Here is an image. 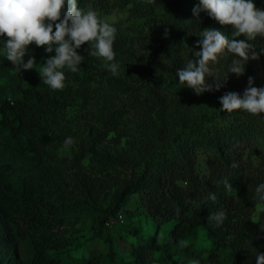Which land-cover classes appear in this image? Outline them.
I'll return each mask as SVG.
<instances>
[{
	"label": "trees",
	"instance_id": "16d2710c",
	"mask_svg": "<svg viewBox=\"0 0 264 264\" xmlns=\"http://www.w3.org/2000/svg\"><path fill=\"white\" fill-rule=\"evenodd\" d=\"M121 1L131 3L135 14H143L150 11L153 0ZM253 3L259 7L264 0H253ZM197 5L200 0H174L169 24L175 30L186 32L197 31L214 21L205 10L197 19L192 12ZM6 39V36L0 37V66L17 72L16 87L22 96L16 105L3 99L0 126L19 145L21 153H30L37 159L38 174L14 160L13 155L0 157V264H103V258L112 262L115 250L109 232L117 225L109 229L105 222L119 213L132 194L138 196L137 208L156 222V230L172 222L167 243H160L155 231L149 239L139 238L131 245L134 264H170L174 256L172 248L175 255L177 250H185L190 261L185 264H218V250L222 247H229L225 264H257L256 256L264 253V208L256 229L248 234L245 227L259 200L255 189L264 183V135L260 140L259 133L256 136L253 118L244 123L240 113L225 112L217 122L202 118L191 127L183 125L182 130L164 132L157 128L139 98H122L117 88L111 87L110 97L100 95L96 101L98 117L104 129L121 131L126 136V145L115 148V154L99 151L101 133L93 126L88 127L81 139L72 137L77 142L72 161L88 160L99 175L91 181L78 182L76 195L55 199L48 193L52 183L46 174V156L51 146L64 147L65 138L71 137L70 133L57 131L56 115L70 99L88 96L95 89L81 83L74 90L70 79L65 77L63 89L52 90L40 75L31 70L20 71L6 59L3 47ZM45 52L44 47L33 43L23 60L26 63L30 57L38 58ZM153 85L158 95L167 87L160 79H155ZM124 87L121 93L132 94L137 90L133 83ZM200 147L207 152L210 162L206 176L197 169ZM246 149L247 156L251 157L253 152L260 151L258 155L255 153L256 163H250L251 157L248 162L243 159ZM225 180L231 184V190H226ZM104 184L117 190L112 203L98 211L94 226V235L105 244L106 254L93 250L72 256L64 228L78 217V209L92 206L91 201ZM212 194L216 196L215 201L209 198ZM220 210L226 217L222 224L215 226L208 217ZM200 238L208 242L205 252L194 250V243Z\"/></svg>",
	"mask_w": 264,
	"mask_h": 264
},
{
	"label": "rangeland",
	"instance_id": "374dc122",
	"mask_svg": "<svg viewBox=\"0 0 264 264\" xmlns=\"http://www.w3.org/2000/svg\"><path fill=\"white\" fill-rule=\"evenodd\" d=\"M174 0H153L150 1V11L143 14L132 12V4H124L121 0H81L77 4L78 9L87 10L91 5L98 17L111 24L115 29V40L113 50L115 59L112 62L104 61L102 58L89 57L87 49L91 44L87 43L77 49V53L85 57L81 65L78 66L77 72H71L67 67L62 69L67 79L73 85L74 90L80 88V84L86 85L95 90L88 96L85 94L70 99L66 105L61 106L56 119L58 132H67L71 137L81 139L89 126L99 132L98 150L101 152L111 151L115 154L117 149L125 146L126 136L121 131H109L101 127V121L98 117L97 99L99 96L110 97L111 87H115L122 98L137 97L141 103L150 111L157 128L162 131L175 132L185 127L193 126L194 122L202 118H211L213 121H220L224 111H220L222 105L219 98L224 91L236 92L243 96L248 86V78H253V86L264 88V54L259 56L258 60H249L244 66V73L239 77L234 73H228V68L234 58V54L225 50L219 57L218 61L210 62L209 67L215 73L217 80L227 77V81L221 82L222 87L216 91L205 92L197 95L194 91L178 83L176 71L183 68L189 59L195 60V52L200 49L196 47V41L201 39L200 31L205 28H214L223 32L229 38H232L234 31L231 25H221L214 20L206 24L197 31H178L169 24V13ZM258 8L264 9V4ZM64 10L61 16L63 18ZM237 40H245L252 43L256 51L264 48V37H257L253 41H247L243 35L236 37ZM55 53H43L40 57L35 58L36 64L31 73L40 75L39 70L43 67V62L49 56ZM118 63L119 70L117 75H113L107 64ZM155 79L162 80L166 84L162 95L157 94V89L153 85ZM118 81V83L115 82ZM112 81V83H110ZM140 81H142L140 83ZM19 82L18 74L15 70H5L0 66V105L3 99L17 104L22 96L19 88L16 87ZM147 84H143V83ZM123 83V84H121ZM133 83L135 92H120L126 89L124 86ZM206 83L212 84L215 88L214 77H207ZM119 86H116L118 85ZM122 87V88H121ZM222 93V94H221ZM241 115V120L249 122L253 118V125L256 126V136L259 133V140L264 135V113L252 115L243 110H236L233 114ZM10 117L13 113H9ZM1 117V114H0ZM79 141V140H78ZM74 147H62L58 145L51 146L49 154L46 156L45 166L46 174L51 178L49 195H54L55 199L59 196L76 195L75 187L78 182L91 181L99 174L94 171L88 160L73 162L72 157ZM258 150V149H255ZM254 151V149H253ZM247 149L244 151L243 159L248 162ZM250 158V163L257 162L256 154ZM206 151L201 147L198 148L197 169L199 174L208 175L209 161H207ZM8 155L14 156L13 159L28 165L33 169L37 176L38 170L35 166L37 159L30 153H21L19 145L15 143L7 131L0 126V157ZM209 162V163H208ZM110 184V183H109ZM101 186L99 192L91 201L92 206L78 209V217L73 218L64 228V235L68 240L70 255L78 256L81 253L89 254L90 251L97 250L101 254H106L105 244L94 235V226L96 217L100 209H104L113 201L116 193L115 186ZM68 200V198H67ZM138 196L132 194L129 196L125 205L119 209L122 214L123 222H118L109 234L113 239L115 255L112 262L103 258V264H134L130 254L131 245L135 244L137 239H149L157 231L158 241L167 243L169 238V229L171 223H165L156 230V222L148 215L137 208ZM94 204L96 207H94ZM77 207V206H76ZM264 208V202L259 200L252 209L251 214L246 220V233L250 234L251 230L256 229ZM81 211V212H80ZM208 249V242L200 238L194 243L196 252H205ZM172 263L185 264L190 263L184 249L175 248ZM219 263L225 264L229 254V247H222L219 250Z\"/></svg>",
	"mask_w": 264,
	"mask_h": 264
},
{
	"label": "clouds",
	"instance_id": "9594fccd",
	"mask_svg": "<svg viewBox=\"0 0 264 264\" xmlns=\"http://www.w3.org/2000/svg\"><path fill=\"white\" fill-rule=\"evenodd\" d=\"M202 10L207 11L219 24L231 25L234 31L232 38L214 28L200 31L201 39L196 41V47L200 50L195 52L196 59H189L183 68L176 71L178 83L192 89L197 95L218 91L222 87L221 82L226 83L227 77L217 80L209 67L210 62H217L225 50L234 54L228 73L238 77L244 73L247 61L258 60L264 54V48L257 52L252 43L236 39L241 35L247 41L264 37V9L258 8L253 0H200V5L192 9L193 15L199 19ZM115 32L116 29L101 20L91 5L87 10L78 9L77 0H0V37H7L3 45L6 59L20 71L31 70L37 65L35 58L30 57L26 63L23 60L29 45L34 43L37 47H44L47 53L54 52L55 55L49 56L38 71L43 83L52 90H62L64 87L65 74L62 69L67 67L71 72L78 71L85 57L79 55L77 49L86 43L91 44L87 49L89 57L114 61ZM107 67L113 75L118 74V63H109ZM207 77H214L215 88L206 83ZM219 100L222 105L220 111L231 113L243 110L252 115L264 113V88L254 87L252 77L248 78L243 96L226 92ZM73 143L72 137H66L63 146L68 148ZM223 183L226 190L232 189L227 180ZM255 193L259 201L264 202V183L256 187ZM209 198L216 200L215 194ZM225 217L226 213L220 210L210 213L208 220L219 226ZM256 262L264 264V253H258Z\"/></svg>",
	"mask_w": 264,
	"mask_h": 264
},
{
	"label": "built area",
	"instance_id": "2783aa9c",
	"mask_svg": "<svg viewBox=\"0 0 264 264\" xmlns=\"http://www.w3.org/2000/svg\"><path fill=\"white\" fill-rule=\"evenodd\" d=\"M118 222H123V217L121 213H118L117 215H115L114 217L108 219L105 222V227L107 228H112L113 226H115Z\"/></svg>",
	"mask_w": 264,
	"mask_h": 264
}]
</instances>
